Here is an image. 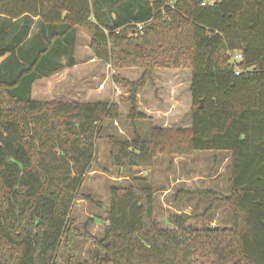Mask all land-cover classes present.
I'll return each instance as SVG.
<instances>
[{
  "label": "trees",
  "instance_id": "16d2710c",
  "mask_svg": "<svg viewBox=\"0 0 264 264\" xmlns=\"http://www.w3.org/2000/svg\"><path fill=\"white\" fill-rule=\"evenodd\" d=\"M78 29L112 70L143 71L112 77L128 91L133 137H108L128 184L109 189L101 239L77 229L72 206L93 202L83 178L119 107L31 96L37 80L76 64ZM160 70H190L191 124L141 138L135 124L149 118L136 97ZM200 152L229 157L230 194L208 196L228 207L231 227L196 229L178 215L161 228L136 170ZM83 237L96 248L84 261L74 244ZM62 246L66 264H264V0H0V264H57Z\"/></svg>",
  "mask_w": 264,
  "mask_h": 264
},
{
  "label": "rangeland",
  "instance_id": "374dc122",
  "mask_svg": "<svg viewBox=\"0 0 264 264\" xmlns=\"http://www.w3.org/2000/svg\"><path fill=\"white\" fill-rule=\"evenodd\" d=\"M212 4L217 0H204ZM76 64L65 68L33 85V99L39 102L58 101L64 103H108L120 110V120L105 122L102 138L98 141V159L83 178L82 191L90 195L93 202L77 200L72 206V217L81 233L101 239L107 226L109 189L128 184V179L110 163L108 137L130 140L133 127L126 120L129 104L128 91L115 84L113 76L135 82L137 69L112 70L91 52L89 33L77 30ZM129 71V76L128 71ZM119 71H124L121 76ZM125 77L131 78V80ZM152 83L137 94L139 108H147L149 120L137 122L136 130L141 138H148L149 128H183L189 125L191 100L189 87L190 70L155 71ZM138 95H141L138 100ZM140 106V107H139ZM216 155V156H215ZM229 157L226 153L200 152L190 158H179L169 163L158 158L152 169H138L136 175L143 177L155 191L153 216L161 228H172V219L178 215L191 216L190 225L199 229L209 225L226 229L232 225V217L223 202L211 205L210 191L228 196L230 187ZM211 205V206H210ZM81 260H89L95 253L94 244L87 238L74 240ZM57 264H66L67 252L62 246L57 255Z\"/></svg>",
  "mask_w": 264,
  "mask_h": 264
},
{
  "label": "crops",
  "instance_id": "0c3cea01",
  "mask_svg": "<svg viewBox=\"0 0 264 264\" xmlns=\"http://www.w3.org/2000/svg\"><path fill=\"white\" fill-rule=\"evenodd\" d=\"M205 2V1H204ZM206 4H208L207 2H205ZM75 54H77V43H76V45H75ZM76 61H77V58H76ZM75 66V65H74ZM73 66V67H74ZM72 67V68H73ZM65 69V68H64ZM63 70V69H62ZM137 70H139V69H137ZM61 71V70H60ZM128 71V76H129V71L130 70H127ZM120 73V75L121 76H123V74H124V71H119ZM137 73H136V76H137V78H139V77H141L142 75H143V71L142 70H139V71H136ZM126 79H128V80H131V78H129V77H125ZM44 79V78H43ZM39 80H41V79H39ZM38 81V80H37ZM191 81V80H190ZM35 84V83H34ZM33 84V85H34ZM189 94H190V92H189ZM31 96H32V99H33V86H32V94H31ZM140 96L141 95H138V100H139V98H140ZM34 100V99H33ZM190 100H191V95H190ZM64 102H67V101H64ZM140 107V106H139ZM139 111L140 112H142V113H144V114H147L148 112H149V110L147 109V108H144V109H142V108H139ZM190 124H191V116H190V120H189V125L187 126V127H183V128H188V127H190ZM158 128H163V127H159V126H157ZM177 159H179V158H177ZM176 160V159H175Z\"/></svg>",
  "mask_w": 264,
  "mask_h": 264
},
{
  "label": "built area",
  "instance_id": "2783aa9c",
  "mask_svg": "<svg viewBox=\"0 0 264 264\" xmlns=\"http://www.w3.org/2000/svg\"><path fill=\"white\" fill-rule=\"evenodd\" d=\"M138 29L142 30V25L141 24L138 25ZM234 60H235L234 62L236 64L237 62H239L241 60V56L240 55L235 56ZM239 73H240V70L237 67H235V75H238Z\"/></svg>",
  "mask_w": 264,
  "mask_h": 264
}]
</instances>
